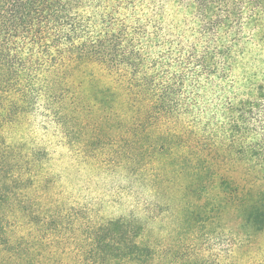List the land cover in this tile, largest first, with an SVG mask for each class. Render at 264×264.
<instances>
[{
    "label": "trees",
    "instance_id": "1",
    "mask_svg": "<svg viewBox=\"0 0 264 264\" xmlns=\"http://www.w3.org/2000/svg\"><path fill=\"white\" fill-rule=\"evenodd\" d=\"M43 135L152 193L185 177L190 234L226 212L248 247L264 233V0H0V264H201L148 217L65 200Z\"/></svg>",
    "mask_w": 264,
    "mask_h": 264
},
{
    "label": "rangeland",
    "instance_id": "2",
    "mask_svg": "<svg viewBox=\"0 0 264 264\" xmlns=\"http://www.w3.org/2000/svg\"><path fill=\"white\" fill-rule=\"evenodd\" d=\"M43 136L51 155L53 173L56 179L61 177L55 189L64 194L65 200L78 201L77 209L87 208L101 216L119 217L135 213L142 219L148 217L146 224L153 229L155 240L167 248L186 246L189 254L192 253L201 264H231V259L239 264L264 261V233L248 247H233L229 229H235L240 219L226 212L219 218L202 222L197 228L200 231H195V238L190 234L196 224L195 215L184 206L195 196L181 189L188 185L185 177L177 184H165L157 193H152L150 186L140 178L121 174L119 170L94 169L85 161L74 163L69 150L58 145L49 135ZM210 200L204 199L202 204L206 205Z\"/></svg>",
    "mask_w": 264,
    "mask_h": 264
}]
</instances>
